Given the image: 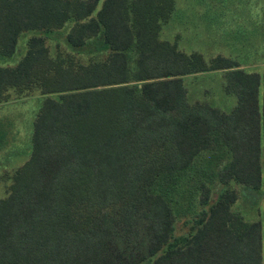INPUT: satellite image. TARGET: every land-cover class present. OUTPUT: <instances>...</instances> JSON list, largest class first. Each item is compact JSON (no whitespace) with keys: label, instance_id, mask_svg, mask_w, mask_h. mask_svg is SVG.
I'll return each mask as SVG.
<instances>
[{"label":"trees","instance_id":"trees-1","mask_svg":"<svg viewBox=\"0 0 264 264\" xmlns=\"http://www.w3.org/2000/svg\"><path fill=\"white\" fill-rule=\"evenodd\" d=\"M172 9L0 0V57L37 32L15 65L0 66V105L41 98L29 156L0 198V264H264V197L246 221L229 186H263L264 67L161 40ZM67 23L65 43L92 53L87 62L50 56L45 35ZM208 72L230 108L189 101L186 77ZM180 219L189 230L175 236Z\"/></svg>","mask_w":264,"mask_h":264},{"label":"rangeland","instance_id":"rangeland-1","mask_svg":"<svg viewBox=\"0 0 264 264\" xmlns=\"http://www.w3.org/2000/svg\"><path fill=\"white\" fill-rule=\"evenodd\" d=\"M70 26L71 23H67L59 32L45 35L49 54L87 62L92 53L70 48L64 41V34ZM34 34L37 32L21 33L14 53L8 58L0 57V66L15 65L24 53L26 40ZM158 37L175 42L185 53L197 52L204 60L221 55L236 59L239 67L245 70L260 71L264 67V0H173V9L169 18L161 23ZM217 75L218 72H208L186 77L189 101L230 108L233 100L224 98ZM23 95L0 105V128L8 133L0 148V198L7 195L13 171L27 159L31 148V127L41 98L37 90L29 92L27 97ZM260 98L261 87L259 101ZM260 166L263 186L259 190L229 184L237 192L231 210L240 213L246 221L258 220L262 211L264 148L260 154ZM183 220L175 222V236L188 232L189 224L184 225Z\"/></svg>","mask_w":264,"mask_h":264}]
</instances>
